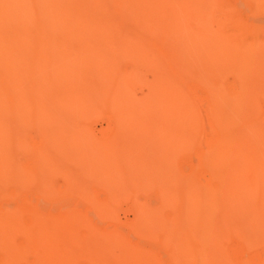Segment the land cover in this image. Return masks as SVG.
<instances>
[{"label":"bare ground","instance_id":"bare-ground-1","mask_svg":"<svg viewBox=\"0 0 264 264\" xmlns=\"http://www.w3.org/2000/svg\"><path fill=\"white\" fill-rule=\"evenodd\" d=\"M242 2L0 0V264H264L228 248L264 244V0Z\"/></svg>","mask_w":264,"mask_h":264},{"label":"rangeland","instance_id":"rangeland-1","mask_svg":"<svg viewBox=\"0 0 264 264\" xmlns=\"http://www.w3.org/2000/svg\"><path fill=\"white\" fill-rule=\"evenodd\" d=\"M238 1V3H239V5L242 7V5H244V2H242V1H244V0H241L240 2H239V0H237ZM250 14H246V15H244V14H239V16L237 15V17L240 19V20H247V19H251L252 18V16H249ZM247 18H246V17ZM243 18V19H242ZM252 20V19H251ZM148 77H150L149 75H148ZM137 90L139 91V93L141 92V91H143V92H145L146 91V88L143 86V85H140L138 88H137ZM102 119H104V120H102ZM90 123H92V124H90V126H92V129L94 130V132L95 133H100L102 130H105L106 128H107V126H108V123H107V121H106V119L105 118H100V119H98V118H94L93 119V121L92 122H90ZM106 126V127H105ZM103 127V128H102ZM99 130V131H98ZM32 138V139H31ZM31 138H30V140H29V145L30 146H32V147H37L38 146V144H39V139L37 138V137H35V136H31ZM34 138V139H33ZM188 157H183L182 156V158L180 157V159H179V162H177V168H179V169H177L178 170V174H182V176L183 177H185V175H188V174H190L192 171L193 172H195V171H197L196 173H194L195 175H197V173L199 172V169H200V167H198L197 168V166H196V164H195V161H193L192 162V158H190V159H187ZM194 160V159H193ZM21 161L22 162H24L25 164H29L30 163V161H31V157L30 156H27V158L25 157V156H23V158L21 157ZM26 161H28V162H26ZM189 161V162H188ZM195 164V165H194ZM175 166H176V164H175ZM175 166H174V171L176 170V168H175ZM194 168V169H193ZM198 169V170H196V169ZM176 170V171H177ZM204 168H203V170L202 169H200V172H203V174L202 173H199V175H197V176H201L202 175V177H205V178H207V177H209L210 176V172L209 171H207V170H205V173H204ZM175 171V172H176ZM192 172V173H193ZM176 174V173H175ZM205 175V176H204ZM177 176H179V175H177ZM181 177V176H180ZM96 188H97V185H94ZM93 186V187H94ZM98 186H100V185H98ZM93 188V190L96 192V193H99L98 195V198L100 199V200H105L106 199V195L104 194V188H102L101 190H96V188ZM102 187V186H101ZM100 187H98V189H99ZM33 193H31V191H27L26 193H25V195L28 197V199H29V201L30 202H32L33 204H36L38 201H39V199L41 198V195L40 194H38L37 192H35V191H32ZM35 192V193H34ZM36 198H38V200L36 199ZM104 198V199H103ZM33 199V200H32ZM37 200V201H36ZM128 201V202H127ZM129 200H124V202H121L120 204L118 203V206L116 205L115 206V209L117 210V212L114 210V215H116L115 216V221L117 222V221H122V225H120V222L119 223H116V224H114V220L112 221L113 222V224H109V223H112L111 222V220H110V222L108 221V220H106V222H104L103 223V221L104 220H101L100 222V225L102 226H104V227H107L108 226V228L109 227H112L113 226V228H114V226H119V227H123V228H125V226H123V225H127V223H129L130 222V218L131 219H133L134 218V215H135V211H134V209H133V207H132V203L130 202ZM89 210L88 209H85L84 210V212L85 213H87ZM94 215V214H93ZM94 217V216H93ZM117 217V218H116ZM127 220V221H129V222H125V221ZM108 221V222H107ZM123 223H125V224H123ZM110 225V226H109ZM128 226V225H127ZM125 230V229H124ZM126 231H128V228H126ZM232 236H235V235H230V237H232ZM237 236V235H236ZM235 236V237H236ZM229 237V238H230ZM228 238V248H229V250H230V254L231 255H233V254H235L234 255V257H236L239 261L241 260V261H247V260H250L251 259V256H253L252 257V259H254L256 262H260V261H262L263 259H264V248H263V246H264V244L262 243H260V244H258V247L256 246L255 247V249H254V247H253V249L252 248H249V250L247 249V250H245L246 249V246L244 247L243 245H245V242H244V244H243V242H239V239L238 238H240L239 236L237 237V239H235L234 237L231 239H229ZM131 239H134L133 237H131ZM236 241H238V242H236ZM242 239V238H241ZM240 239V240H241ZM135 240V239H134ZM230 240V241H229ZM243 240V239H242ZM241 240V241H242ZM135 241H137L138 242V240L136 239ZM231 245H233V246H231ZM256 245V244H255ZM254 245V246H255ZM260 245V246H259ZM250 246V245H249ZM252 247V246H251ZM259 247H261V248H259ZM160 248V249H159ZM243 248V249H242ZM248 248V247H247ZM257 248V249H256ZM260 249V251H259V249ZM160 251H159V250ZM233 249H235V250H233ZM233 251V253H232V251ZM255 250V251H254ZM257 250V251H256ZM263 250V251H262ZM153 251H155V253H156V255H158V256H162L163 257V260H162V263L163 264H169V263H171L170 262V260L167 258V256H166V254L168 253V250L166 249V248H162L161 249V247H157V248H155V249H153ZM164 251V252H163ZM235 251V252H234ZM259 251V252H258ZM163 252V253H162ZM165 252H166V254H165ZM256 252V253H255ZM161 255H160V254ZM251 254V255H250ZM257 255V256H256ZM249 257V258H248ZM251 259V260H252ZM258 259V260H257ZM165 262V263H164Z\"/></svg>","mask_w":264,"mask_h":264}]
</instances>
